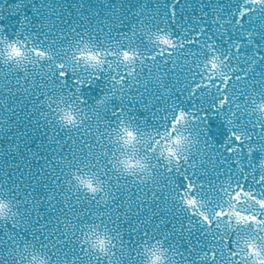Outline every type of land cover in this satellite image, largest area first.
Returning a JSON list of instances; mask_svg holds the SVG:
<instances>
[{"label":"snow or ice","instance_id":"snow-or-ice-1","mask_svg":"<svg viewBox=\"0 0 264 264\" xmlns=\"http://www.w3.org/2000/svg\"><path fill=\"white\" fill-rule=\"evenodd\" d=\"M0 264H264V0H0Z\"/></svg>","mask_w":264,"mask_h":264},{"label":"water","instance_id":"water-1","mask_svg":"<svg viewBox=\"0 0 264 264\" xmlns=\"http://www.w3.org/2000/svg\"><path fill=\"white\" fill-rule=\"evenodd\" d=\"M102 95V90L101 89H95L93 92L90 93L89 95V103H94L96 99H99L100 96Z\"/></svg>","mask_w":264,"mask_h":264}]
</instances>
